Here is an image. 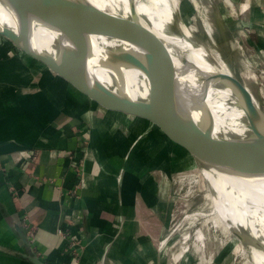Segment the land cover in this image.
<instances>
[{
    "label": "crops",
    "instance_id": "0c3cea01",
    "mask_svg": "<svg viewBox=\"0 0 264 264\" xmlns=\"http://www.w3.org/2000/svg\"><path fill=\"white\" fill-rule=\"evenodd\" d=\"M229 2L233 15L224 7L225 15L234 16L237 27H253L254 41L244 37L264 53V0ZM34 45L118 88L55 47ZM82 118L94 125L91 131L0 68V264H32L20 256L25 251L15 225L23 217L35 227L34 253L45 264H99L102 255L104 264H165L160 241L170 221L167 186L172 182L140 152H129L132 140L151 129L139 119L104 111H87ZM27 150L33 157L19 159ZM69 152L84 159L86 183L78 199L67 193L77 182ZM72 213L83 216L78 259L58 232ZM67 227L78 231L76 225Z\"/></svg>",
    "mask_w": 264,
    "mask_h": 264
},
{
    "label": "water",
    "instance_id": "95a60500",
    "mask_svg": "<svg viewBox=\"0 0 264 264\" xmlns=\"http://www.w3.org/2000/svg\"><path fill=\"white\" fill-rule=\"evenodd\" d=\"M17 1L23 5L20 7L25 15L16 29L0 25V68L12 72L18 81L41 96L53 109L74 118L85 131L94 127L82 118L87 111H104L141 120L151 132L135 137L129 152H140L172 183L176 179L183 181L194 176V184L199 185V177L203 179L198 169L201 164L239 175L264 176V108L257 95L229 67L226 71L209 73L202 79L207 82L218 80L239 97L248 128L243 138L214 135V117L204 102L203 93L193 98L178 94L180 75L171 49L153 31L139 29L146 50L143 54L132 50H112L117 61L139 68L151 80L147 96L134 98L126 89H113L67 58L40 51L32 39L26 40L29 15L51 24L60 11L67 8L66 0H50V6H46L44 0H28L33 5L26 0ZM78 10L88 13L96 21V27L108 33L94 17L95 14L84 12L81 7ZM110 17L118 38L134 44L129 17L119 13H110ZM79 55L85 61L89 60L86 51L81 50ZM192 163L195 169L193 173H187ZM203 182L206 185L203 199L209 203L207 183L204 179ZM15 229L25 251L20 256L32 264H45L34 253L21 221L16 223Z\"/></svg>",
    "mask_w": 264,
    "mask_h": 264
},
{
    "label": "bare ground",
    "instance_id": "6f19581e",
    "mask_svg": "<svg viewBox=\"0 0 264 264\" xmlns=\"http://www.w3.org/2000/svg\"><path fill=\"white\" fill-rule=\"evenodd\" d=\"M181 1L66 0L67 8H63L51 24L43 23L29 15L25 36L26 40L32 39L33 44L45 43L55 47L71 59L79 60L99 71L117 87L145 98L151 80L139 68L117 61L109 46L116 45L111 47L116 51L132 50L143 54L146 52L144 39L140 38L138 32L141 28L149 29L161 37L171 49L173 61L180 75L178 94L193 98L203 93L204 102L209 106L214 117V135L243 138L247 135L248 128L244 111L239 106V97L229 86L218 80L210 79L208 82L204 80L207 85L203 86L202 78L205 79L207 74L214 71H226V67L215 53L208 51L191 38V31L183 25L182 19L190 20L194 10L190 8L184 11ZM229 1L225 0V4L230 15H233ZM28 3L33 5L30 1ZM44 3L46 6L51 5L50 0H44ZM196 5L199 8V4ZM20 6L23 5L17 0L6 2L0 0V25L16 29L20 19L25 15L24 9ZM79 7L83 8L84 12L95 14L94 17L101 22L108 33L112 34L100 31L95 25L96 21L88 16V13L79 11ZM110 13L129 17L136 41L134 44L118 38ZM201 18L203 22L207 21L202 16ZM93 30L103 33L99 40L102 46L92 34ZM189 49L195 51L190 53ZM81 50L87 52L88 61L80 57ZM198 169L207 183L209 209H195L188 213L183 221L194 223L203 220V225L195 230L196 242L204 245L205 230L209 225L227 232L236 230L255 254V258L264 260V176L239 175L207 164L198 165ZM183 235L184 245L174 253L175 257L188 247L186 241L189 239V234L185 232ZM170 236L169 231L161 244H166ZM239 246L242 257L245 258L248 249L242 242H239Z\"/></svg>",
    "mask_w": 264,
    "mask_h": 264
},
{
    "label": "rangeland",
    "instance_id": "374dc122",
    "mask_svg": "<svg viewBox=\"0 0 264 264\" xmlns=\"http://www.w3.org/2000/svg\"><path fill=\"white\" fill-rule=\"evenodd\" d=\"M181 3L182 7L185 8L184 11L190 8L194 10L190 20L187 18V20L182 19L183 25L191 31V38L207 48L208 51L215 53L225 67H229L233 73L240 76L257 95L264 108V53L251 47L252 42L249 40L252 38L254 41L256 36L254 28L237 27L234 17L228 18L225 15L224 7L228 11L225 0H182ZM196 4H199V8ZM228 13L230 12L228 11ZM201 16L207 21L203 22ZM240 17L242 18V16ZM173 26L176 28L175 25ZM177 30L179 31V29ZM239 30H244L246 34L244 35V31L241 34L242 31H240L238 35ZM91 32L98 44L101 45L102 43L99 40L103 33L94 30ZM244 36L249 37V40L245 39ZM42 45L49 46L45 43ZM115 46L111 45L109 47L113 50L114 48L111 47ZM189 50L190 53L195 51V49ZM97 72L103 77L102 79L106 78L111 81L99 71ZM133 94L137 95L136 93ZM82 134L86 135L85 132H82ZM81 139H84L83 142L88 145L87 135L81 136ZM193 167V163L190 164L187 173H193L195 169ZM193 180L194 176L187 177L183 181H177L176 179L175 183H172V187L169 184L167 186V199L170 202V221L161 241L169 231L171 236L166 244L162 245L160 243V248L164 249L161 257L162 261L166 262L165 264H264L263 258H255V254L251 252L236 230L227 232L223 229H214L209 225L205 230L204 245L196 242L195 230L203 225V220L194 223H184L183 221L185 216L195 209L202 210L205 208L208 210L209 203L203 199L204 190L206 189L203 179L199 177V185L194 184ZM184 231L189 234V239L186 241L188 247L175 257L174 253L184 245L182 244L184 242ZM239 242L246 245L248 249L245 258L242 257ZM260 242L262 241L260 240Z\"/></svg>",
    "mask_w": 264,
    "mask_h": 264
},
{
    "label": "built area",
    "instance_id": "2783aa9c",
    "mask_svg": "<svg viewBox=\"0 0 264 264\" xmlns=\"http://www.w3.org/2000/svg\"><path fill=\"white\" fill-rule=\"evenodd\" d=\"M34 155L33 150H27V151H21L19 159H28L32 158ZM68 158H69V168L70 171L75 175L77 182L75 185L68 190V194L74 199H78L79 194L78 190L82 187L85 186L86 183V175H85V170H84V159L83 158H78L75 152H69L68 153ZM82 221H83V216L82 214H77V213H72V216L68 219V224L69 225H76L77 232H72L69 227H63L59 228L58 232L60 235L63 237L64 240H66V250L69 252L70 256L73 257V259H78V255L80 253L81 249V233L83 232V227H82ZM21 223L23 226V229L28 236L29 240L32 242L34 241L35 238V227L27 220L26 217H23L21 219ZM81 223V224H80ZM104 255L99 259V264H104Z\"/></svg>",
    "mask_w": 264,
    "mask_h": 264
}]
</instances>
